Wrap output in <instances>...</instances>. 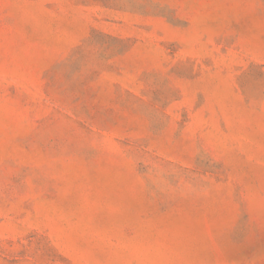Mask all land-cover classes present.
<instances>
[{"label":"rangeland","instance_id":"374dc122","mask_svg":"<svg viewBox=\"0 0 264 264\" xmlns=\"http://www.w3.org/2000/svg\"><path fill=\"white\" fill-rule=\"evenodd\" d=\"M0 264H264V0H0Z\"/></svg>","mask_w":264,"mask_h":264}]
</instances>
